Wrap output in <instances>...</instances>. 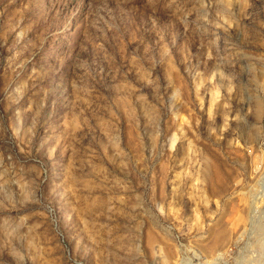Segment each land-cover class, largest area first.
Returning a JSON list of instances; mask_svg holds the SVG:
<instances>
[{"label":"rangeland","instance_id":"374dc122","mask_svg":"<svg viewBox=\"0 0 264 264\" xmlns=\"http://www.w3.org/2000/svg\"><path fill=\"white\" fill-rule=\"evenodd\" d=\"M0 264H264V0H0Z\"/></svg>","mask_w":264,"mask_h":264}]
</instances>
